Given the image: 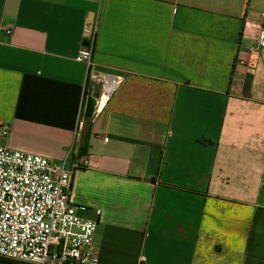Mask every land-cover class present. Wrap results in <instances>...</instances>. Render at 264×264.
<instances>
[{"label":"crops","instance_id":"0c3cea01","mask_svg":"<svg viewBox=\"0 0 264 264\" xmlns=\"http://www.w3.org/2000/svg\"><path fill=\"white\" fill-rule=\"evenodd\" d=\"M262 22L264 0H0V145L78 165L98 264H264ZM94 24L122 83L86 118Z\"/></svg>","mask_w":264,"mask_h":264},{"label":"built area","instance_id":"2783aa9c","mask_svg":"<svg viewBox=\"0 0 264 264\" xmlns=\"http://www.w3.org/2000/svg\"><path fill=\"white\" fill-rule=\"evenodd\" d=\"M84 34L75 61L87 67L89 83L97 91V109L112 97L122 77L100 73L91 63L96 24ZM256 39L258 48L264 49V22L257 27ZM5 135L0 131V136ZM77 168L0 145L1 259L23 264H98L93 246L97 222L78 216L70 195Z\"/></svg>","mask_w":264,"mask_h":264},{"label":"trees","instance_id":"16d2710c","mask_svg":"<svg viewBox=\"0 0 264 264\" xmlns=\"http://www.w3.org/2000/svg\"><path fill=\"white\" fill-rule=\"evenodd\" d=\"M93 101L92 100H87L86 102V109H85V117L89 118L92 114L93 111Z\"/></svg>","mask_w":264,"mask_h":264},{"label":"water","instance_id":"95a60500","mask_svg":"<svg viewBox=\"0 0 264 264\" xmlns=\"http://www.w3.org/2000/svg\"><path fill=\"white\" fill-rule=\"evenodd\" d=\"M98 72H100V73H107V74H117V73H114V72H111V71H107V70H99Z\"/></svg>","mask_w":264,"mask_h":264},{"label":"bare ground","instance_id":"6f19581e","mask_svg":"<svg viewBox=\"0 0 264 264\" xmlns=\"http://www.w3.org/2000/svg\"><path fill=\"white\" fill-rule=\"evenodd\" d=\"M101 107V106H100Z\"/></svg>","mask_w":264,"mask_h":264}]
</instances>
